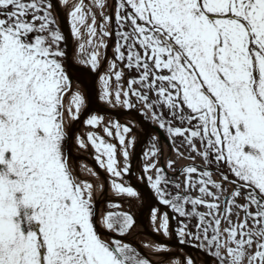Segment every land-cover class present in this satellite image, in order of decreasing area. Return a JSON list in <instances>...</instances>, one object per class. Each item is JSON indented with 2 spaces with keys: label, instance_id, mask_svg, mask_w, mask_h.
I'll return each mask as SVG.
<instances>
[{
  "label": "snow or ice",
  "instance_id": "snow-or-ice-1",
  "mask_svg": "<svg viewBox=\"0 0 264 264\" xmlns=\"http://www.w3.org/2000/svg\"><path fill=\"white\" fill-rule=\"evenodd\" d=\"M90 73L100 102L139 111L176 157L160 164L159 136L143 153L167 209L150 207L153 231L213 264H264V0H0V264H196L124 241L135 125L89 110ZM89 147L103 178L72 157Z\"/></svg>",
  "mask_w": 264,
  "mask_h": 264
},
{
  "label": "water",
  "instance_id": "water-1",
  "mask_svg": "<svg viewBox=\"0 0 264 264\" xmlns=\"http://www.w3.org/2000/svg\"><path fill=\"white\" fill-rule=\"evenodd\" d=\"M110 2H111V0H110ZM57 11H60V10L57 9ZM60 15H61V17H63V12H60ZM62 31H63V34L65 35V37L67 38V47L69 49V52L71 53V50L73 48V40H72V38L70 36V29L68 28L66 22L62 23ZM110 49H111V45H110L109 50ZM108 56L109 57L112 56V52L109 53ZM81 72L82 71L76 72L74 74L75 75H80ZM94 79L95 78L89 76L88 95H89L90 100H91L90 109H89L90 111H94V112H96L98 114H103L106 117H111V116L118 117L119 113L132 114L133 116H135L137 118V120L141 121L143 126H144V128H143L144 132H143V135H142L141 144L135 149V151L133 153V156L131 158V173H132V171L135 169L136 165H140V166L142 165L141 155H142V152H143L144 148L146 147V145L148 143L149 132L152 129H154L157 132H159L160 134H162L163 136H164V133L156 125L150 123L137 110H125V109H119V108H116V109H112V108L111 109H103L98 103L97 88L94 87L93 83H92ZM87 114L88 113L85 112V114L81 116V121L74 124V126H73V131L74 132H78L82 128V126H83L82 121H83V119L85 118V116ZM165 139H166V137H165ZM90 156L91 155H89V154H82V153L72 152V157H73V159L75 161H86V162L92 163L95 167L98 168V170L102 174V177H104L106 174L101 169H99V167L96 165V162H95L94 159H90ZM131 173L125 177L126 180L129 182V184L131 186H133L137 191H139L141 193V197H143V196L147 197L152 202V206L151 207L159 206L157 204V201L154 198V196H152L148 192L145 184L139 185V184H137L136 182H134L132 180ZM98 203H99V199H98ZM159 207L161 209H164L163 206H159ZM169 214H170V217L173 215L170 212V210H169ZM149 217H150V213L146 214V216L144 218V222L145 223L149 220ZM170 224H171V227L173 229V219L170 220ZM130 233H131V231H130ZM133 236L135 237L134 240H125V237L123 239H124L125 242H130L133 246H136L137 248H139L140 251L143 252L147 256H148V254H146V252L144 251V248L142 247V245H143L142 242L151 241V242H160V243H163V244H167V245L171 246L175 251L180 252L183 255L184 254H190L192 256L193 255L204 256V257H206L207 264H212L213 263L211 258L208 255H205L204 253H202L199 250L194 249V248H192L190 246H183V251H181V247L182 246L178 245V242H177L175 236H170V237L166 238L162 234H157L156 232H154L151 229H146L145 234L136 233V234H133Z\"/></svg>",
  "mask_w": 264,
  "mask_h": 264
},
{
  "label": "bare ground",
  "instance_id": "bare-ground-1",
  "mask_svg": "<svg viewBox=\"0 0 264 264\" xmlns=\"http://www.w3.org/2000/svg\"><path fill=\"white\" fill-rule=\"evenodd\" d=\"M67 26H68V24H67ZM68 28H69V26H68ZM111 52H112L111 49L108 50V54L111 53ZM80 71L85 72L87 70L86 69H81ZM89 76L95 78L94 74H91L90 73ZM100 103L102 104L103 108H105V109L106 108H109L107 105L103 104L102 102H100ZM86 131H88V129L85 128V127H83L78 132H86ZM73 152H76L75 149L73 150ZM88 152H89V148L86 151L85 150H81L79 153L88 154ZM133 152H134V150L132 151V154H133ZM88 165L91 166L92 168H94L95 171H97V169L94 166H92L90 163H88ZM99 175L102 177V175L100 173H99ZM141 175H142V171L140 170L139 166L136 165L135 170H134L133 175H132L133 180L136 183H138L140 185H143L144 184V180H141L140 179ZM146 188H147L148 192L152 196H154L152 194V190L147 185H146ZM98 198H99V196L97 197V200H98ZM108 198L109 199L112 198L110 192H109ZM120 199H121V201L123 203L124 209L125 210H130L131 213L136 218V224L133 226L130 235L125 236V240H134L135 237L133 236V234H136V233H143V234H145L146 229L153 230V225L150 222V219L146 223L144 222V218H145L146 214H149L150 213V207L152 206V202L147 197H144V196L143 197H140L139 203H137L135 200H128V199H124V198H120ZM161 210L164 211L166 209H161ZM171 236H173V234ZM146 242L148 244H153V245L155 244L154 242H151V241H146ZM143 248H144V251L146 252V254L149 255V257H152L153 259H155V257L152 255V252L150 251L149 248H147V247H143ZM170 254L171 255H174V256H176V255L183 256L182 253L175 251L173 248H171V253ZM193 257L195 258L196 264H207L206 257H204V256H198V255H193Z\"/></svg>",
  "mask_w": 264,
  "mask_h": 264
},
{
  "label": "rangeland",
  "instance_id": "rangeland-1",
  "mask_svg": "<svg viewBox=\"0 0 264 264\" xmlns=\"http://www.w3.org/2000/svg\"><path fill=\"white\" fill-rule=\"evenodd\" d=\"M61 47H64V45L62 44ZM132 75H135V73L133 72ZM101 105H102V104H101ZM167 115H168V113L165 112V116H167ZM117 119H118L120 122L122 121V122H124V123H128V122L131 121V122L134 123V125H135L134 127H135V128H136V125L138 126L139 124H141V123L137 120V118H136L135 116H132V115L127 116L126 114H122V116L119 115ZM135 128H134V129H135ZM137 132H138L137 129H135V131L133 130V132L131 133V135H132V136H135L136 139H137V142H136V144H135V146H134V149H135L136 146H138V145L140 144V141H139L140 137L137 138V135H136ZM138 134H139V133H138ZM153 134H154V135H152V137H151V140H150L149 146H150V144H151V142H152L153 137H154V136H159V140H158V142H157V147L160 148V145H161V144H162V146H163V149H164V155H163V161H164V164H165V162H166V160H167L168 158H171V159L175 160L176 157L172 154V149H171V147L168 146V140H167L168 138H167L166 134L164 133L167 139H165V137H164L162 134L157 133L156 131H154ZM176 144L179 145V144H180V141H179V140H176ZM149 146H148V148H149ZM148 148H146V150H148ZM134 149H133V150H134ZM133 150H132V151H133ZM146 150H144V152H145ZM181 151H185V149L182 147V148H181ZM91 152H92V149L89 147V153L91 154ZM144 152H143V153H144ZM195 162H197L198 164H201V163H202V161L200 160V158H197ZM187 163H189L187 160H180V161L176 164V167L179 168L181 165H186ZM160 164L162 165V163H161V159H160ZM180 179H183V177H180ZM125 180H126V179H125ZM126 182H127V180H126ZM127 183H128V182H127ZM128 184H129V183H128ZM173 191H174V189H173ZM138 192H139V191H138ZM139 194L141 195L140 192H139ZM140 195H139L138 198H126V197H125L124 199L135 200L137 203H139V201H140ZM241 202H242V201H241ZM29 210L32 211L31 209H29ZM124 210H125V209H124ZM200 210H201V211H204L205 209L201 208ZM30 213H31V212H30ZM195 223H196V221L193 220V221H192V224H195ZM175 227H176V223H175ZM173 235H174V233H173Z\"/></svg>",
  "mask_w": 264,
  "mask_h": 264
},
{
  "label": "trees",
  "instance_id": "trees-1",
  "mask_svg": "<svg viewBox=\"0 0 264 264\" xmlns=\"http://www.w3.org/2000/svg\"><path fill=\"white\" fill-rule=\"evenodd\" d=\"M175 223H176V226H177V220L175 219Z\"/></svg>",
  "mask_w": 264,
  "mask_h": 264
},
{
  "label": "flooded vegetation",
  "instance_id": "flooded-vegetation-1",
  "mask_svg": "<svg viewBox=\"0 0 264 264\" xmlns=\"http://www.w3.org/2000/svg\"><path fill=\"white\" fill-rule=\"evenodd\" d=\"M29 211V213L31 212L30 210H28Z\"/></svg>",
  "mask_w": 264,
  "mask_h": 264
}]
</instances>
